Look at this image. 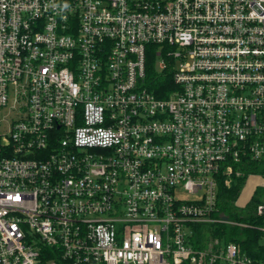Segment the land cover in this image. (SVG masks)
Listing matches in <instances>:
<instances>
[{
  "label": "built area",
  "instance_id": "built-area-1",
  "mask_svg": "<svg viewBox=\"0 0 264 264\" xmlns=\"http://www.w3.org/2000/svg\"><path fill=\"white\" fill-rule=\"evenodd\" d=\"M0 113V264H264L214 234L264 159V0H0Z\"/></svg>",
  "mask_w": 264,
  "mask_h": 264
},
{
  "label": "trees",
  "instance_id": "trees-1",
  "mask_svg": "<svg viewBox=\"0 0 264 264\" xmlns=\"http://www.w3.org/2000/svg\"><path fill=\"white\" fill-rule=\"evenodd\" d=\"M156 60V53L152 52L148 59L146 84L159 97L165 98L172 89L173 80L170 72L163 73L157 69ZM237 169L241 171L242 176H233L231 186L222 187L218 204L219 212L224 217L244 222L249 227L239 228L220 224L215 226L214 234L224 239L226 243H236L247 256L256 260L264 259V234L257 227V225L264 224V221L256 214L257 206L264 201V189L260 187L255 189L248 207H240L237 203L246 180L250 176L264 177V159L260 161H245ZM206 228L210 227L205 226L200 228L199 233L201 234Z\"/></svg>",
  "mask_w": 264,
  "mask_h": 264
},
{
  "label": "rangeland",
  "instance_id": "rangeland-1",
  "mask_svg": "<svg viewBox=\"0 0 264 264\" xmlns=\"http://www.w3.org/2000/svg\"><path fill=\"white\" fill-rule=\"evenodd\" d=\"M10 119L5 117V113H0V132L4 133L8 131ZM257 187L264 189V177L262 176H250L243 187L241 195L237 201L238 206L246 208L248 207L251 198Z\"/></svg>",
  "mask_w": 264,
  "mask_h": 264
}]
</instances>
